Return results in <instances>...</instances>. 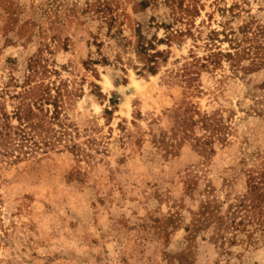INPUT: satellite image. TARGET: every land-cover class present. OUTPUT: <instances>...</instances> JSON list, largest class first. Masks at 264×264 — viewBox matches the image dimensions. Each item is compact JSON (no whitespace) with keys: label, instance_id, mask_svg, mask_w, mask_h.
<instances>
[{"label":"rangeland","instance_id":"obj_1","mask_svg":"<svg viewBox=\"0 0 264 264\" xmlns=\"http://www.w3.org/2000/svg\"><path fill=\"white\" fill-rule=\"evenodd\" d=\"M0 112V264H264L193 224L264 171V0H0Z\"/></svg>","mask_w":264,"mask_h":264},{"label":"trees","instance_id":"obj_2","mask_svg":"<svg viewBox=\"0 0 264 264\" xmlns=\"http://www.w3.org/2000/svg\"><path fill=\"white\" fill-rule=\"evenodd\" d=\"M145 48L141 46V50L143 51ZM148 69L153 72L154 67L152 65L148 66ZM39 99L44 98V95L40 94ZM47 98V97H45ZM112 101V100H111ZM55 102V101H54ZM41 105V102H40ZM40 105H37L39 107ZM34 114V113H33ZM20 118V116H18ZM53 118L59 117V110L57 108V103H54V112L52 115ZM28 115H23L22 119H27ZM31 125L24 124L22 127L17 126L18 131L13 128L12 124L8 120V114L0 112V154H6L11 149V145L15 144L13 141L14 136L17 135L18 145H24V142L28 141L29 138L27 134L29 131L26 130V127H30ZM32 146L39 148V141L33 140ZM42 144L48 146L50 141L44 140ZM14 146V145H13ZM247 186L248 190L243 195V197L239 198V202L235 204H230L226 213H219V209L216 205L206 204L201 207L199 215L194 217L193 224L196 226L198 222H210L213 221L217 230L221 228H227L229 225H237L240 221H235L236 215L240 213L239 216H247L253 217L258 224L264 228V171H261L258 174L251 173L247 178ZM248 202V203H247ZM253 213H249L250 210H254ZM206 214V215H204ZM243 215V216H242ZM229 223V224H228Z\"/></svg>","mask_w":264,"mask_h":264}]
</instances>
